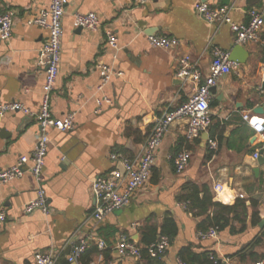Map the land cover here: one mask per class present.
I'll return each instance as SVG.
<instances>
[{"label": "crops", "instance_id": "1", "mask_svg": "<svg viewBox=\"0 0 264 264\" xmlns=\"http://www.w3.org/2000/svg\"><path fill=\"white\" fill-rule=\"evenodd\" d=\"M199 3L232 7L233 21L246 23L248 13L261 10L264 0H151L146 5L139 0H68L51 113L56 119L74 113L75 128L70 132L49 131L43 172L49 215L24 213L25 205L36 198L37 182L30 173L0 183V211L6 214V222L0 227V264H35L38 254L49 251L62 253L61 258L66 259L70 241L91 233L103 239L107 247L102 260L99 254L94 255L91 264H150L146 258L122 259L116 251L120 237L146 247L169 230L170 219L177 233L171 239L165 264H183L180 252L188 246L197 254L213 252L221 259L230 258L232 264H242L236 255L264 235V164L253 159L260 139L243 118L249 114L264 119V115L254 113L264 108V93L258 91L264 28L261 42L245 47L247 62L238 64L211 92L213 123L208 137L204 134L187 143L186 121L174 123L157 153L149 183L134 194L129 206L101 223L92 217V181L114 170L122 171L111 156L134 158L151 133L154 116L175 109L191 97L193 87L175 77L179 58L191 55L207 77L213 60L211 47L231 53L237 46L229 26L210 25L197 15ZM48 8V0H0V13L15 12L11 39L0 40V102L19 101L35 113L41 108L46 71L40 50L49 32L30 22ZM78 13H95L100 29H75ZM108 30L117 37L118 49L107 44ZM152 36L176 38L180 46L172 51L153 48L148 41ZM100 64L123 73L103 92L97 90ZM103 96L112 104H104L97 112L96 100ZM39 132L34 118L8 113L0 136V171L15 167L21 157H31ZM209 139L216 141L215 151L210 149ZM183 150H188L192 159L188 169L179 174L171 158ZM189 185L209 191L214 203L234 206L244 201L248 208L244 223L234 221L231 228L219 232L217 239H199V226L206 218L182 201ZM217 185L224 187L223 193L215 191ZM255 213L259 223H254ZM253 252L259 259H248L245 264H264V240L252 248Z\"/></svg>", "mask_w": 264, "mask_h": 264}, {"label": "built area", "instance_id": "2", "mask_svg": "<svg viewBox=\"0 0 264 264\" xmlns=\"http://www.w3.org/2000/svg\"><path fill=\"white\" fill-rule=\"evenodd\" d=\"M49 8L42 10L39 16L32 20L30 24L38 25L49 32L48 39L40 50V59L45 67V83L43 86V99L40 111L35 113L19 101L0 102V136L2 134V122L8 113H21L26 117L34 118L39 125L40 132L36 137L35 149L31 157H21L18 164L8 170L0 171V183L7 184L30 173L37 182L36 198L25 205L24 213L32 214L40 211L45 215L50 214L47 192L44 187L43 172L46 165V157L50 146L49 131L54 129L59 132H70L75 128V114H69L63 119H56L51 113V95L55 90L60 73L62 39L64 35L62 19L65 14V7L68 0H48ZM151 0H139L141 5H146ZM232 7L213 8L208 3H199L195 7L197 15L210 25H227L234 34L235 44L246 47L250 44L261 42L264 28V4L261 10H251L248 13L246 23L234 22L231 17ZM15 12L8 11L0 13V40L9 41L13 35ZM74 28L97 31L100 29L101 21L95 13L81 14L74 17ZM107 44L118 49V39L112 31L106 32ZM150 45L156 49L167 51L176 50L180 46V41L176 38L152 36L148 38ZM213 60L210 73L207 77L199 68V64L194 62L191 55L186 54L179 58L175 77L193 87V93L188 101L168 110L153 118V128L146 142L141 147L138 154L130 159L123 154L111 156L113 161H118L121 170H114L107 176H100L91 183V190L95 200V207L92 217L101 223L106 217L129 206L134 194L145 187L152 176L156 163L157 153L163 143L164 137L171 130L176 122L186 121L185 140L187 143L194 142L207 134L213 123L211 112L212 94L211 90L217 83L230 75L238 64L230 60V53L223 51L217 46H213ZM97 70L101 76L98 92L111 83L113 79H120L123 73L109 65L100 64ZM260 93H264V63L261 69ZM98 110L104 104L111 105L112 101L103 96L96 100ZM244 120L254 130L260 139V148L253 154V159L258 161L264 158V119L244 115ZM210 149H217L216 141L209 139ZM192 156L188 150L179 152L171 158L177 173H183L190 165ZM215 191L220 194L224 192V187L217 185ZM243 199L244 196L240 195ZM6 222V214L0 211V227ZM219 230L210 228L207 231L198 233L201 240L217 239ZM95 245L99 251V259L102 260V252L107 248L106 243L96 233L88 234L79 239H72L69 243L71 248L67 261L70 264H80L83 254ZM171 248V239L167 236H160L155 242L142 247L125 236H121L116 247V251L122 259H133L142 261L144 252L151 259L164 260ZM62 253L49 251L40 253L36 257L35 264H58ZM210 260L213 264H232L230 258H219L215 253L209 252Z\"/></svg>", "mask_w": 264, "mask_h": 264}, {"label": "trees", "instance_id": "3", "mask_svg": "<svg viewBox=\"0 0 264 264\" xmlns=\"http://www.w3.org/2000/svg\"><path fill=\"white\" fill-rule=\"evenodd\" d=\"M202 195V196H201ZM182 201L186 202L187 206L191 211H196L198 216H203L206 219L200 224L199 228L201 231H207L210 228H217L219 232L224 231L228 228H231L234 221H238L241 224L244 223L243 217L247 214V205L244 201H238L234 206H226L219 203H214L213 196L207 190H200L194 185H189L185 189V195L182 198ZM212 210H215L212 213ZM254 223L260 222V217L258 213L253 215ZM168 223L171 224L169 230H165L162 235L172 239L176 236L177 228L172 220H168ZM244 226L241 230H244ZM264 235L258 237L257 240L253 243V246L248 247L246 250L236 255L239 257L242 264L248 259L256 260L259 259L256 253H251L253 247L258 246L263 242ZM156 240H153L155 242ZM152 242V243H153ZM151 243V242H150ZM148 243V244H150ZM90 248H92L90 250ZM81 257V264H91L92 258L94 255H98L99 251L95 245H92ZM144 258H146L150 264H165L163 260L151 259L146 252H144ZM180 259L183 264H213L209 257V252H204L197 254L193 251L191 246L184 248L180 252ZM59 264H70L67 259L61 258Z\"/></svg>", "mask_w": 264, "mask_h": 264}, {"label": "water", "instance_id": "4", "mask_svg": "<svg viewBox=\"0 0 264 264\" xmlns=\"http://www.w3.org/2000/svg\"><path fill=\"white\" fill-rule=\"evenodd\" d=\"M82 30V29H80ZM249 57V53L247 52V50L245 49V47L243 46H236L232 52L230 53V60L232 62H235L237 64H245L247 62V59ZM214 88H212L211 92H214ZM255 114L264 115V108H258L254 111ZM206 136L208 137V134H206ZM258 163L259 165H263L264 164V158L260 157L258 159ZM69 254V253H68Z\"/></svg>", "mask_w": 264, "mask_h": 264}]
</instances>
